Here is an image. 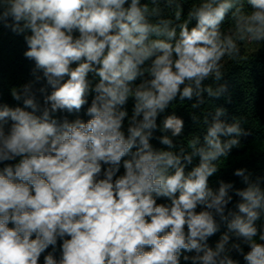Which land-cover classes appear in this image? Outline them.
<instances>
[{"label": "clouds", "instance_id": "9594fccd", "mask_svg": "<svg viewBox=\"0 0 264 264\" xmlns=\"http://www.w3.org/2000/svg\"><path fill=\"white\" fill-rule=\"evenodd\" d=\"M248 2L251 14L240 8L234 13L236 35L240 40H264V0ZM126 4L128 0H3L0 4V19L12 20L5 26L31 30L25 55L43 69L54 88L46 97L52 112H78L89 92L96 93L86 123L78 119L58 124L49 119L48 109L42 118L19 107L0 110V163L5 164L0 171V264H38L58 238L63 241L61 259L49 254L44 264H180L182 250L203 252L192 258V264H238L221 256L227 234L215 250L201 242L217 231L209 210L224 218L231 200L227 191L231 184L221 182L217 193L208 186L218 171L212 161L227 156L240 143L236 138L222 143L220 137L233 133L239 137L240 127L216 120L204 137L206 147L196 149L199 165L187 176L180 156L153 151L149 143L159 113L177 95L191 99L193 85L199 95L205 79L213 74L221 77L219 62L225 54L237 51L232 36L222 38L219 29L232 0H206L188 13L178 37L176 29L167 26L171 21L163 28L149 24L148 7L140 0ZM180 16L178 10L176 20ZM193 19L195 26L189 28ZM150 34L166 39L148 43ZM149 59L151 79L133 90L131 82L144 75L140 66ZM90 73L99 77L94 89H90ZM222 90L207 89L210 96ZM13 96L20 99L15 91ZM130 96L135 107L126 138L122 127L127 112L121 107ZM24 103L35 111L32 99ZM221 114L222 110L217 112ZM163 129L178 136L183 120L167 116ZM161 143L173 146L167 136ZM134 147L137 151L132 153ZM129 155L131 159L123 160ZM16 158L18 163H6ZM122 160L125 172L117 177ZM184 160L191 163L192 156ZM172 168L175 171L169 174ZM235 174L243 176L244 171ZM244 180L247 183L248 178ZM236 194L243 200L238 204L243 216L236 215L228 227L244 238L250 250L245 254L239 244L232 248L246 264H264V243L253 240L264 192L249 185ZM158 198L171 202L158 204ZM198 206L205 210L197 212ZM259 239L264 241V231Z\"/></svg>", "mask_w": 264, "mask_h": 264}, {"label": "trees", "instance_id": "16d2710c", "mask_svg": "<svg viewBox=\"0 0 264 264\" xmlns=\"http://www.w3.org/2000/svg\"><path fill=\"white\" fill-rule=\"evenodd\" d=\"M206 0H140V5H147L148 12L146 20L149 24L160 25L164 27V22L171 21L167 26L175 28L177 37L179 36V25L185 20H188V13L194 11ZM3 0H0V4ZM131 3L128 0L127 7ZM233 7L226 13L225 19L219 26L222 38L224 36H232L236 43L237 51L231 54H225L221 59L220 73L221 77L217 79L215 74L202 82L200 94L197 95L195 86L191 99H181L179 95L171 101L164 112L159 113L156 124L157 127L152 131V137L149 143L153 151H169L174 155L181 157V166L184 167L185 176L200 163V157L195 154L196 149L206 147L204 137L207 134L208 128L219 120L226 125L236 124L240 127L241 135L236 136H221V142L224 143L229 139L236 138L240 141L237 146L231 148L227 156H221L217 160L212 161L218 171L214 173L208 181L209 188L217 193L221 182L231 184L228 191V196L231 200L224 208L223 217L211 209L213 218L217 224V231L207 238V247L215 250L217 244L222 237L227 234L228 242L225 244V253L221 256L227 255L238 264H246L243 255L232 248L233 244H239L246 254L250 249L244 242L243 237L236 235L234 230H230L228 224L235 218L236 215L243 216L239 212L238 204L243 200L236 193L237 191L245 190L249 185H258L262 192H264V40L255 41L250 38L240 40L236 35L235 16L237 8H240L244 14H251L253 11L248 0H232ZM180 10L181 16L176 20L175 13ZM3 8H0V12ZM11 18L7 21L0 19V110L7 106L15 109L17 107L28 112H33L38 117H43L45 109L49 111V119L55 120L58 124H62L65 120L73 123L76 120L87 122L91 117L87 114L91 107L92 101L96 95L94 91H90L87 96V103L78 111L69 113L67 110L51 111V102H46V97L50 96L54 88L48 82V78L44 75L43 69L36 66L34 59L28 58L25 53L29 50L26 37L30 36L31 30L24 29L23 31H14L11 26ZM195 19L189 23V28L195 26ZM23 28V22L20 24ZM156 39H166V36H156L150 34L148 43ZM152 60L145 61L140 66V71L144 73L143 76H138L137 79L131 82V87L134 90L142 82L148 81L151 77L147 73ZM75 65H73L74 67ZM67 79V77H65ZM90 89H94L99 82V77L94 74H89L88 77ZM188 82H186L187 84ZM184 85L181 86V90ZM211 88L215 93L220 89L218 96L209 95L207 89ZM15 91L20 99H15L13 96ZM32 99L36 105L35 111L31 107L25 106V100ZM119 107V106H118ZM135 107V100L129 97L126 103L121 107V110L127 112L123 121L122 131L125 137L128 136V128L130 126L133 111ZM222 110V114L217 116V112ZM175 115L183 120V129L180 135L173 136L171 130L163 129V121L167 116ZM142 115L137 118L141 120ZM11 121L6 125L7 132ZM167 136L172 141V147L162 144L161 139ZM191 142H195V148ZM137 148L132 149L135 153ZM192 156V162L187 163L184 156ZM131 159V155L125 156L123 160ZM123 160L119 167L117 177L124 174ZM19 158L15 161L6 163H18ZM5 164L0 163V171L3 170ZM237 170H243V176H237ZM169 174L174 173L175 169H169ZM247 177V183L244 180ZM102 178V177H101ZM179 193H177L178 195ZM167 198H158L157 203L170 204ZM205 210L198 206L196 211ZM260 216L254 222V226L258 230L257 236L253 240L257 243H264L260 241L259 233L264 231V200L261 201V208L257 209ZM11 227V225H9ZM186 230V229H185ZM35 238V237H33ZM66 239L68 237H65ZM63 241L58 238L55 247L49 246L40 256L38 264H44L45 256L52 254L56 261L62 257ZM198 255H203V252L197 253L195 250L186 252L182 250L180 257V264H192V258ZM184 256L189 257L187 261ZM199 264V262H197Z\"/></svg>", "mask_w": 264, "mask_h": 264}]
</instances>
